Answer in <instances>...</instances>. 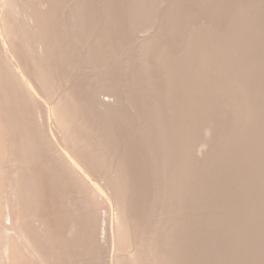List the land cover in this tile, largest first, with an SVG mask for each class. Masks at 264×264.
Listing matches in <instances>:
<instances>
[{
    "label": "bare ground",
    "instance_id": "obj_1",
    "mask_svg": "<svg viewBox=\"0 0 264 264\" xmlns=\"http://www.w3.org/2000/svg\"><path fill=\"white\" fill-rule=\"evenodd\" d=\"M132 1H130V2H132ZM156 1L157 0H149V1L140 0L138 2V0H134L135 3L133 2L134 4L129 5L130 8L132 7L131 10L129 8V10L131 12L133 7L136 8L135 4L137 2H138L137 6H140L138 4H142V6H141L142 9H138V11H136L134 9L135 10L134 13L138 12L137 15L142 13L141 15H139L141 18L139 16H137L138 18H137V20H135V18L133 17V19L136 22H133V24H132V21H134V20L131 19L132 21L129 24V25H131V27H129L126 30L129 32L126 33V31H125V34L129 33L130 35H127L126 38L124 37V40L119 38L120 39L119 42H117L113 46V44L111 43V34L115 30L112 28L114 26V23L113 24L111 23L112 27H111L110 23H108V20L110 18H109V12H108L106 5H105V7L104 6L103 7H104V9L106 8L105 10L107 11L108 15H105L103 12H102L103 14L100 12L101 14L99 13V15H98L96 9L94 8V6H96V5H94L93 0H0V264H176V262L179 260L178 259L175 260L173 258L174 257L173 254L178 252L177 254L182 255L181 257H184V254L186 256V252H184V254H181V252L179 253V251L183 250V248H185V246H180L179 243L177 244L176 239L178 237H180V238L183 237V239L185 240V238H186L185 235H187V237H189V236L191 237L192 236L191 234L194 233L193 231H195V230L192 229V233L191 234L188 233V230L191 227H193L192 222H191L192 219H191V221L186 220V219H189L190 216L188 218H186L187 215H189V214H186V217H185L186 219H183V222H186V223H188V221L191 222V224H189L191 226L190 228L188 227V225H185V224L183 225V226H187L189 228L186 230L187 233L189 234V236H188V234H186V231H184V229H182V225H181L182 224L181 218L184 215L179 217L181 219V222L179 221L178 218H176V214L178 211L177 207H179V205L177 206L178 198H180L182 194L186 193L185 189L179 188V186L177 184V178H178V176H180L184 180V178L186 177L187 172L185 171V167H186V161L188 160L187 157L189 156V154L193 155L192 159L195 157V159H194V161H195L197 157H198L197 158V160H198L202 156V154L200 152H203V150L206 151V149L210 150V147L213 148L211 146V145H213V144H211L212 141L209 143H206L205 138H208L207 137L208 135L209 136L213 135L214 130L219 128L215 125L216 123L213 122V121L217 122V120H215L216 119L215 117L221 116L218 114H220L223 111H224L223 113H225V112L228 113L229 110H227V111H225V110L233 107V101H232L233 98L232 97L235 96L238 98L239 96H241L240 94H244L245 92H242V91L243 90L245 91V89H244L245 87L242 88L243 90L241 89L242 91L239 88L238 91L240 90L239 91L240 93L239 92L237 93V91H236L237 89H235L237 85L239 86V84H237L238 82H236L237 80H239L237 78V79H235L236 86L235 85H234L235 87H233V85L231 86L232 90L234 88V91H236L237 95L232 94V92H231L232 90L230 91V89H228L229 91L226 92V94H224V92L227 90L226 87L224 88V86L222 85L223 89L225 90L224 91L223 89H221L222 88L221 84L218 81H216L217 77L213 76L216 78V80L214 78V80L216 81V84H215V81L213 80V82H212L210 77H209L212 74L213 75L219 74V73L211 72V70L217 69L214 67L216 62H217L216 67L221 65L218 63V61L216 59H218L219 61H222V64L224 62L228 61L227 60L228 57L225 59V58H223L224 55H223V57L220 55L221 52L226 51V50H224L225 44H223V42L225 43V41L223 39H225V40L227 39L229 44L233 43V42L229 41V39L231 37H233L232 34L230 35L231 37L229 39L227 37H224V38L221 37L225 31V30H223L224 28L223 29L220 28L221 27L220 25H217L216 22H213V23H216V25H217L216 27L220 26L219 28L221 30L219 29V31L222 32V30H223L222 34L218 32V29H217V31H215V32L220 34L219 37H221V38H219L217 36V33L214 32L213 28H212L213 32H212V30L209 29L211 34L212 33H214V35L216 34L215 36H217L219 38V42L221 41L220 39H222V41H223L222 45L224 48L222 49L221 44H219V45L223 51H221L220 48H217L214 46V45H217L218 43H216L217 38L213 34H212V36L210 34V36L213 37L212 39H214V38L216 39V40H212V42L215 41V44L213 46H209L211 44L210 40H209L210 42L208 41V43H210V44L207 45L208 43H206L207 42L206 40H203L201 38H198V40H195L196 37H198V36L201 37V35L194 36L195 34L192 33L194 37L192 35H191L192 37H190V35L188 36L189 40L186 41V42H188V44L184 45L186 47L183 46L182 49L177 47V48H179V50L181 49V51H183V52H184L185 48L187 49V50H185V53H183V55H181L182 53L181 54L179 53L181 55V57H183V58H179V59L175 58L176 60H172L173 59V57H172L171 59L164 58L162 60V62L158 61L159 59H157V61H156L158 66H159L158 62L160 64L162 63V65H163V68H160L162 71V74L160 73V76L162 75L161 76L162 80L160 83H162V82L165 83L166 87L163 86V83L161 84V86H163L166 89V91L162 89L163 91L162 90L161 91L163 94L161 93V94L157 95L155 93V92H157L155 89H157L159 86V84L156 85L157 82L159 83V81H160L159 79H158L159 81H157L155 79V81H157V82H156V84H153V85H155V88H153L155 91L151 90L152 87H150L148 89L147 84H149V83L151 84L153 82L155 83V81H153L151 79V76H150L148 78H150L149 80H151L152 82L149 81V83H146V81H145V85H146L145 86L144 81H143L145 79L142 78L143 77L142 75H144V73H143L144 69H147V68L150 69L149 68L150 66L147 64H149L150 58L152 56H150V58H148L149 55H147V57H146L145 56L146 51L144 54L141 53V52H144L143 47H142L143 51L141 50L140 53L143 54V56H145L146 58L143 57L142 55H140L139 53H137L136 55H139V60H138L137 56L135 55L137 50L134 51L132 49L133 48L140 49L142 44L145 41L149 42L150 38L152 36H154L155 34L156 35L162 34L160 32L157 34V32H156L157 30H154L155 33L154 34L152 33L153 35L150 34L153 31V29H152L153 26H155L157 24L155 22L158 21L155 18L158 17L157 19H159V17H160L159 20L161 23L163 21V20H161L162 16H158V14L155 12V14H157L155 16H157V17L152 18L153 16L151 17L149 15L151 17L150 21H151V19L152 20L155 19L156 20L155 22H147L146 23V21H145L146 17H148V14H149L148 11L151 9L150 7L153 8ZM172 1L174 3V0H172ZM247 1H249V0H247ZM114 2H115V0L113 1V3ZM165 2H167V0H165ZM175 2H176V0H175ZM187 2H188V0H187ZM197 2H198V0H197ZM210 2L211 1H209V3ZM232 2H233V0H232ZM245 2H246V0H245ZM101 3H102V1H101ZM111 3H112V1H111ZM173 3L171 5H174ZM193 3L195 4V2H193ZM218 3H219V0H218ZM256 3H259V1H257ZM143 4H144V6H143ZM176 4H179V2H176ZM188 4H190V3H188ZM194 4H193V6H194ZM252 4L254 5L255 3L253 2ZM252 4H251L252 7L249 6L250 8H253ZM223 5H226V4H223ZM232 5H233V3H232ZM258 5L259 4H257V6ZM263 5H264V3H263ZM100 6L102 7L101 4H100ZM124 6H125V4H124ZM124 6H122V7H124ZM145 6L147 8H145ZM165 6H166V4L163 5L162 7H165ZM168 6H170V5L167 4L166 7L168 8ZM228 6H231V5H228ZM98 7L96 6L97 10L99 9ZM180 7H182V5ZM195 7H196V4H195ZM195 7L193 9H196ZM198 7H200V6H198ZM211 7H212V5H211ZM155 8H157V11L159 13V11H160L159 7L155 6ZM202 8L203 7H201V9ZM205 8H207V7H205ZM261 8L263 9V6ZM112 9H113V7H112ZM220 9H221V7H220ZM153 10H154V8H153ZM210 10H211V8H210ZM255 10H257V9H255ZM154 11H156V10H154ZM162 11H164V10H162ZM183 11L185 12L186 10H183ZM191 11H194V10H191ZM195 11H197V10H195ZM233 11L235 13V10H233ZM130 12L128 11V13H130ZM170 12L171 11H169L167 13V15ZM172 12L175 13L174 11H172ZM213 12L216 13V11H213ZM221 12H224V9H223V11L221 10ZM231 12H232V10H231ZM111 13H113V12H111ZM146 13H147V15H145ZM160 13L163 14V19H164L165 13L161 12V11H160ZM190 13L191 12H189L188 15L186 13H184V14H186L189 17ZM220 13H219L218 17H220ZM226 13H228V12H226ZM226 13H225V15L227 16L229 13L228 14H226ZM234 13L232 12V16H231V14H230V16L233 17V15H236ZM171 14L172 13H170V16H171ZM184 14H183V17H184ZM192 14H193V12H192ZM194 14H196V13H194ZM263 14H262V16H263ZM101 15H105V16H101ZM173 15L171 16V18L172 17L176 18L175 17L176 15L175 14H173ZM197 15H199V14H197ZM204 15H206V14H204ZM221 15L223 17L224 13H222ZM237 15H238V13H237ZM240 15L245 16L246 14H244V15L239 14V16H237V17H239V21H242V19L240 20V17H241ZM247 15L249 18L250 17L249 14H247ZM250 15H251V13H250ZM106 16H107V18H106ZM187 16L184 18H187ZM257 16H258V14H257ZM205 17L207 18V16H205ZM208 17H209V15H208ZM216 17H217V14H216ZM216 17H214V18H216ZM251 17H252V15H251ZM139 18H140V20L138 21ZM174 18H172V20H174ZM184 18L182 20L180 18V20L183 21ZM169 19H170V17H169ZM169 19L167 18V20H169ZM192 19H194V18H192ZM203 19L206 20L205 18H203ZM210 19H213V18L210 17ZM234 19H235V17L233 18V21H232V19H230V20L234 23L235 22L239 23L238 20H234ZM244 19H245V17H244ZM115 20H113V21H115ZM128 20H125V21H128ZM177 20H179L178 17H177ZM177 20L175 19L176 22H178ZM246 20L247 19H245V21ZM248 20L246 21V24H248L247 22H249V24H250L251 19L249 21ZM144 21H145V23H144ZM175 21H172L173 23L171 25H169V23L167 21H166L167 24L165 22H163V24L166 26L168 25V29H169V26H171V29H173L172 26L174 25V23H175V25L178 23H182V24L184 23L181 21L176 23ZM194 21H197V20H194ZM245 21H243L244 24H245ZM257 21H258V18H257ZM218 23L222 24V22H219V21H218ZM191 24L194 25L193 22ZM198 24H199V22H198ZM262 24H264V23H262ZM161 25H162V23L160 25H158L156 27V29H158L159 26H161ZM186 25H187V21H186ZM202 25H204V24H202V23L200 25L195 24L194 26H196V28L194 26L192 27L190 25L192 28L191 29L189 28V30H187L188 27L185 26L186 29H184V30H187L188 32H190V30H191V32L195 33V29H196V32L198 31V33H200L201 28H199V27L200 26L203 27ZM236 25L238 26V24H236ZM251 25H254V24H251ZM166 26H164V27H166ZM178 26L176 25V27H178ZM197 26H199L198 28L200 29V31L197 28ZM205 26L206 25H204V27ZM231 26L234 27V25H231ZM241 26H242V23H241ZM243 26H245V28L247 27L246 25H243ZM261 26H263V25H261ZM182 27L184 28V26H182ZM204 27H203V31H205ZM209 27H211V26H209ZM213 27H214V25H213ZM248 27H250V26H248ZM180 28H178V29H180ZM234 28H231L232 30L231 29H229V30L233 31ZM237 28L238 27L235 28L236 32L234 31L235 32L234 35H236V33H237ZM252 28H254V27H252ZM118 29L119 28H117V30ZM178 29H177V32L180 34L182 31L180 32V31H178ZM205 29H208V28L205 27ZM246 29H249V28H246ZM123 30H122V34L124 32ZM158 30H160V28ZM160 31L162 32V30H160ZM165 32H166V30H165ZM168 32H166L167 37H169L167 35ZM188 32L186 34H188ZM205 32L208 33V31H205ZM253 32L254 31H252L251 34ZM178 33L176 34L177 36L179 35ZM209 33L206 34V36L207 35L209 36ZM114 34L115 33H113V35ZM168 34H170V33H168ZM173 34H174V32H173ZM201 34L205 35L204 32ZM224 34L228 35L226 33H224ZM251 34H250V36H251ZM156 35L154 36V38L156 37ZM196 35H197V33H196ZM237 35H238V33H237ZM116 36H118V35H116ZM123 36H125V35L123 34ZM123 36H121V37H123ZM166 36H164L165 38L162 36L161 37H162V39L168 40V38ZM170 36H171V34H170ZM172 36H175V35H172ZM172 36H171V38L170 37L169 38L170 39L175 38ZM132 37H133V40H132L133 42H131V44L132 43L133 44L131 46V44H129V42H128V44L130 45V46L129 45L128 46L130 48L133 47V48H131V49L129 48V49L133 51L134 56L132 55V56H128L129 58H126L127 57V56H125L126 53H127V55H131L130 51H128L129 49L126 48L127 47L126 43H127V40H129V38H132ZM158 37H160V36H158ZM158 37H156V38L161 39ZM156 38L154 40H156ZM177 38L178 37H176V39ZM186 38L187 37L185 36V39ZM153 39H151V40H153ZM200 39L203 41H206V42H204V45H203V43H201L203 41H199ZM239 39H240V37H239ZM239 39H237V40H239ZM112 40L114 41V39H112ZM166 40L164 42L165 43L167 42V44H168L169 40L168 41H166ZM153 41H152V43H153ZM156 41H157L156 43L159 42V40H156ZM183 41H182V43H183ZM240 41H241V39H240ZM261 41H262V39H261ZM160 42L162 44L163 41H160ZM186 42H184V44H186ZM196 42H199V43H196ZM149 43H151V42H149ZM178 43H179V41H178ZM182 43L180 42V45H182ZM237 43L232 44V45H234V44L236 45V48L234 46L235 49L239 48ZM241 43H243V42H241ZM161 44H159V45H161ZM167 44H165V45H167ZM227 44H226V47L229 46L227 48V50H229L230 47H232V46H230L229 44L227 45ZM115 45H117V47H115ZM241 45L242 44H240V46ZM114 47H115V49H114ZM149 47H151V46H149ZM152 47H153L152 49H154V46H152ZM161 47H163V46L161 45ZM167 47L168 46H166V47L164 46L163 49L167 48ZM155 48H156V46H155ZM177 48H176V50H175V48L173 50L177 51ZM234 48L232 47L230 49L231 51L229 50L230 52L227 51V53L228 52L232 53V50ZM157 49H159V48H157ZM157 49L156 50L154 49L152 53H155V52L158 53L160 50L157 52ZM168 49H171V48L168 47ZM116 50H118V51L116 52ZM147 50H149V49H147ZM235 51H236V53L239 52L237 50H235ZM128 52H129V54H128ZM148 52L149 51H147V54L151 55V53H148ZM161 52L162 51H160V53ZM233 52H234V50H233ZM165 53H166V51L164 52V54ZM236 53H234V55ZM248 53H246V54H248ZM117 54H120V55L117 56ZM161 54H160L161 56H164L163 53H161ZM179 54H177V55H179ZM222 54H224V52ZM156 55L157 54H153L154 57ZM234 55H230L229 57L234 56ZM140 56H142L144 59H140L141 58ZM212 56H213V58H212ZM241 56L243 57V55H241ZM132 57H135V58H132ZM217 57H219V58L222 57V58H220L221 59L220 60ZM130 58L135 59V61L137 60V62L133 61L135 71H130V74L128 72V76H127V74L124 75L125 73L124 74L123 73H120V74L117 73L116 70L121 69L122 66H123L122 68L124 69L125 64L126 65H127V63L129 65L132 64L131 63L132 61L130 60ZM156 58H154V59H156ZM169 58H170V56H169ZM231 58H228V59H231ZM152 61H153V59H152ZM229 61L234 63L235 60H229ZM245 61H248V60H245ZM156 62H155V65H154V63H152L153 67L156 66ZM211 62H213V63H211ZM210 63L213 65L214 69L210 68V66H209ZM235 63L236 64H234L233 67H235L237 69V67H238V66H236L237 62H235ZM142 64L147 65V68H144V66ZM225 64H227V62ZM225 64H224V67L226 66ZM207 65L209 67H206ZM244 65H242V67ZM250 65H252V64H250ZM250 65L248 67H250ZM131 66H129V68ZM254 66L255 65H252L251 67H253L255 70H257L256 66L255 67ZM134 67H132V70ZM153 67L151 68V70L154 71L155 67H154V69H153ZM126 68H128V67H126ZM207 68H208V70L211 69L209 71L210 74L212 73L211 75H207V72H208ZM225 68H224L225 70H228V68L230 69L229 66H228V68L227 67H225ZM239 68H241V67H239ZM244 68L246 69L247 66ZM160 69H159V71H160ZM218 69H219V71H221L220 70L221 68H218ZM245 69H243L244 71L242 70L243 73L245 72ZM247 69L250 71V68H247ZM225 70H222L223 72H221V76ZM237 70H239V69H237ZM133 72L136 73V76H135V73H134V76H132ZM155 72H158V71H155ZM229 72L233 73V71H229ZM229 72H226V73H228V75H229ZM226 73H224L223 75H225L227 78H229L226 75ZM249 73L250 72H248V74ZM251 73H253V72H251ZM251 73L249 74V75H251V77L246 72L244 73V75L246 74V77L248 75V77L253 78L256 81L255 78L258 79L259 77L254 78V76L252 77ZM147 74H149V73L147 72ZM238 74L241 75L242 72L235 73V75H236L235 77H239L240 75H238ZM257 74L259 76L260 73L257 72ZM129 75H131L132 77H129ZM160 76L157 73V75L155 74V76L152 75V78H154V77L159 78ZM217 76H219V75H217ZM230 76L232 77L233 75H231V73H230ZM243 77H245V76H243ZM248 77L245 78L246 82H247V80H248V82L251 80ZM135 78H136V81L133 80ZM137 78H139V79H137ZM141 78L143 80H141ZM223 78H224V76H223ZM239 78L241 80L242 77H239ZM229 79H227L228 82H231L232 80L230 79L231 81H229ZM253 79L251 80L252 84H255V83H253V81H254ZM221 80H223V84H225L224 83L225 79H221ZM221 80L219 79V81H221ZM245 80H242L241 84H244ZM142 81H143V83H142ZM243 81H244V83H243ZM259 81H260V79H259ZM211 82L213 83L214 86L212 85ZM248 82L246 83L247 85H248ZM210 83H211V86H210ZM217 83L220 84V85L218 84L221 87V88H219L220 91L223 90L222 91L223 94L217 93L218 96H221L219 100H218L219 97L215 96L217 99V103L216 102H214L215 104L211 103L212 100L208 101L207 99H206L207 101L203 100V99L199 100L202 97L197 99L196 96H198V94H197L198 92H201L203 88H207L209 86L211 88L213 87L212 89H217L219 87V86L218 87L215 86V85H217ZM226 83H227V81H226ZM232 83L235 84L234 81H232ZM150 84H149V86L152 85V84L151 85ZM227 84H225V86H227ZM231 84H228V85L230 86ZM241 84H240V86H241ZM249 84H251V82ZM256 84H257V81H256ZM260 84H261V82H260ZM260 84H258V85H260ZM243 86H246V85L244 84V85H242V87ZM247 88H246V91H247L246 93L248 94V92H250V91H249V88H248V90H247ZM262 88H263V86H262ZM159 89H158V91H159ZM212 89H210V91H214ZM255 90H252V91L254 92ZM215 91L211 92L212 93V94H210L211 96L208 95L209 98L212 97L210 99H214L213 101L216 100L213 96V93H215ZM234 91H233V93H234ZM256 91H258V89ZM256 91L254 93L257 94ZM260 91H262V90H260ZM253 92H250L251 94L250 93L249 94L254 95V94H252ZM160 95H162L164 97L165 100L162 101L164 103H162V102L160 103V101L163 99V97H161ZM199 95H200V93H199ZM205 96L206 95H204V99L206 98ZM242 96H244V95H242ZM247 96H249V95H247ZM258 96L261 97L260 99H262V97H263L262 95L261 96L258 95ZM158 97L159 98L161 97L162 99H158ZM237 98H235V100L236 101L238 100L237 102L239 103V105L242 106L245 103L246 104L250 103L253 100V98H257V96L253 97L252 100H251V97H249L250 102H245V103L242 102L243 104H241L239 102L240 101L239 99H241V98L240 97H239V99H237ZM244 99L247 101L248 97L247 98L243 97L241 99V101L242 100L245 101ZM158 100H160V101H158ZM254 101L257 102V100H255V99H254ZM261 101H263V100H261ZM261 101H259V102H261ZM206 102H208V103H206ZM209 103L211 105H208ZM238 103H234V104H238ZM212 104H214V108H212L213 110H215V108H216L215 105L218 107V110L216 109L217 111L215 110L214 112H216V113L220 112V113L216 114L213 112L215 119L213 120V115H211L212 119L209 120L210 116L207 113H211L210 109H211V107H213ZM250 104L253 105L254 103H250ZM250 104H248V106H250ZM255 105L256 104H254V106ZM259 105L257 102V105H256L257 107L255 106V108H254V107L250 106V108H254V109L257 108L258 109L255 111V114L258 116H260V114L262 115L261 112H264L263 108H262V111H260ZM196 106H197V108H196ZM209 106H210L209 112H206V110H207L206 107H209ZM242 107L245 108V107H247V105L246 106L243 105ZM241 108H239L240 110L239 109H237V110H239L241 112V110L244 109V108H242V109ZM247 108L248 109H245V111L242 110V112H245V114L241 112V115H239L240 118H241L242 114L248 116V113L251 114V112L254 111V110L250 109L249 107H247ZM195 109H198V111L196 110L197 114L194 111ZM230 111H232V110L230 109ZM240 112L238 114H240ZM256 112H258L260 114H258ZM227 113H225V114H227ZM215 114L218 116H215ZM232 115H233V113H232ZM235 115L236 114H234L233 116H235ZM224 116H227V115H222L220 119H222V117H224ZM228 116L231 117L230 114H228ZM254 116L255 115L251 114V117L253 120H255L254 118H256V119L260 118L258 116H256V117H254ZM248 117H250V116H248ZM231 118H233V120ZM231 118L230 119L232 121L235 120V117H231ZM240 118H239L240 121L243 120ZM262 118H263L262 120H264V117H262ZM211 120H213V121H211ZM225 120L227 122L228 119L225 118ZM231 120H230V122H232ZM253 120H252V122L254 124L255 121H253ZM240 121L238 122V120H237V122L241 123V124H243L245 122V121H242V122H240ZM247 121L245 123H247ZM250 121H251V119L248 122L250 123ZM219 122L217 125H219L220 127L224 126L223 124H219ZM221 122H223V120ZM237 122L235 121V123H237ZM211 123H214V124H211ZM227 123L225 124V128H226L225 130L229 131L230 128L232 130L233 128L232 127L229 128ZM235 123H232L233 127L236 126V125H234ZM256 124H257V122L254 124L256 126L255 129H257V128H258V130L260 129L259 133H260V131H263V130H261L262 129L261 125L259 126V124H257V125ZM213 125H215L216 128H214ZM238 125H237V127L239 128ZM244 125H246V124H244ZM211 128L214 129V130H212L213 132L211 131ZM227 128H229V129H227ZM251 128L253 131L254 128L250 127V129ZM234 129H233V131H234ZM255 129H254V131L258 132ZM221 130H224L223 127H222V129H220L219 133L222 132ZM231 130H230V132H231ZM209 131H211V134L209 133ZM238 131L235 130L233 133L239 134L238 135L239 138L242 135H243V138L245 137V135H246V137L249 138V136H247V133L244 132L245 129L243 130L245 135L244 134L241 135V133L240 132L238 133ZM219 133H218V136L220 138H223V136L225 137V135H222V137H221V134L219 135ZM262 133H260V135ZM232 134H231V136H232ZM237 134H236V136H237ZM254 135L256 136V133H254ZM218 136L215 134H214V136H212L214 138V139L212 138L213 141L215 140L214 142L219 141L218 139L215 138ZM231 136L229 135V137H228L230 139V141H229V139L225 138L226 142H228V143L230 142L229 144L227 143V145H229V146L231 145V141L234 142L233 140H235V139L231 140L232 137L233 138L236 137L235 135H233L232 137ZM261 137L263 138L264 136L262 135ZM253 138H255V137L252 136V139ZM244 139L245 140H243L242 137L239 140L237 139L236 145H238V143H240L241 141H246V138H244ZM263 139H261V140H263ZM253 140H257L256 143L261 142V143L257 144V145H260V146H257L258 151L261 150L262 148H264V146L262 147V145H264V142L262 143V141L259 140L258 136H257V138H255ZM224 141H223V143H224ZM248 141H252L251 138ZM252 142H251V144H252ZM234 143H236V142H234ZM256 143L254 142V145ZM242 144H240V146L245 145V143H242ZM217 145L219 146V147L217 146L218 148L224 149V146L221 147L222 145L221 146H220V144H217ZM208 146H209V148H208ZM213 146L215 147V143ZM242 146H241V148H243ZM230 147H229V149H232V147L231 148ZM258 147H260V148L258 149ZM218 148L214 149L213 153L216 152L215 156L213 157L211 155L213 159L211 157H209L210 155L207 156V157L211 158V159H209V160H211L210 162H213L214 159L216 158V156L219 157V155H217L218 152L220 154V151H218L219 150ZM223 149H220V150H223ZM227 149H228V146H227ZM236 149L234 148L235 152L237 151L239 153L240 151H242V152H244L243 155H245V152H247L246 155H248V157L245 158L246 157V155H245L244 159H248L249 162L248 161L244 162L243 160H238V159H243V157H242L243 155H241L240 158L236 157L237 161L235 160L236 158L233 159V161H236L237 164L239 163V161L246 163V165L248 163H250V161H251L250 152H248V150H246L245 148H243L241 150H239L240 148L238 150H236ZM228 150H227V152H228ZM243 150H245V151H243ZM211 151H213V150L211 149ZM232 151L229 154L233 153ZM252 151L254 152V149ZM206 153H209V151L208 152L206 151ZM236 153H234L233 155H236ZM238 153L236 156L239 155ZM256 153L260 156V154H259L260 151H259V153L258 152H256ZM261 153L264 154V151L262 152V150H261ZM199 154H201V156H199ZM254 154H255V152H254ZM263 154H261L260 157H262ZM203 155H205V154L203 153ZM233 155L231 157H235ZM252 156H253V154H252ZM218 157H217V161L220 159V158L218 159ZM220 157H223V156H220ZM225 157H227V155ZM257 157H256V159L258 160L259 158H257ZM263 157H264V155H263ZM253 158L254 159H252V160H254L255 164H256L258 161L255 160V157H253ZM142 159H145V160H142ZM202 159H204V158L201 157L199 162L197 161V163H200V161L202 162L203 161ZM206 159L207 160H205V162L207 163L208 158H206ZM262 160H263V158L261 159V162L260 161L259 162L263 163ZM217 161H216V163H217ZM210 162H208V163H210ZM222 162H224L223 159H222ZM229 162L230 161H228V163L224 162L225 164L223 163L224 166H222V169H223V167L226 166V169L224 168L223 171L221 170L223 172V174H224V172L226 174L229 173L228 171H225V170L229 169V168L227 169L228 166H231L230 168H232V164L228 165ZM236 162H235V165H236ZM208 163L205 165L206 167H207ZM226 163L228 166L226 165ZM243 164L241 163V165H243ZM250 164H248V165H250ZM252 164H254V162ZM193 165H195V164H193ZM239 165H237V166L239 167ZM256 165H258V164H256ZM133 166H135V167H133ZM237 166L234 167V168H236V170H237ZM192 167L195 169V167L191 165V169H193ZM199 167H203V166H199ZM199 167H197V169H200ZM216 167H218V166L216 165ZM251 167H253V165ZM132 168H136L137 171H139V168H141L140 172H142L143 169L146 171L149 170L150 173L145 172V175H143L144 172H142L143 174L142 173L139 174L136 172V170L134 172L133 171L134 169L132 170ZM208 168H209V166H208ZM215 168L212 170L216 171L217 169H215ZM234 168H232V170L230 169L231 170L230 173L231 174L234 173L235 177L232 176L233 174L232 175L230 174L231 175L230 178L233 177L236 179V177H238V176L235 175L236 170H234ZM240 168L241 167H239V169ZM243 169L245 170V168L243 167L242 170H240V171L244 175L245 171ZM193 170L191 172L192 176L196 171L195 170L193 172ZM200 170H202V168ZM205 170H206V168H205ZM205 170H203L204 174H202V175L208 176L207 174L205 175V173H206ZM233 170L235 172H233ZM208 171H209L210 175L213 173V171H211L212 173L210 172V170H208ZM208 171H207V173H208ZM240 171L238 170V172H240ZM250 171H252V173L255 171L254 173H256V168H254V170H250ZM218 172H220V169L218 170ZM238 172H237V174L239 175L240 173H238ZM247 172H248V174L251 173V172L249 173V170H247ZM257 172H258V170H257ZM200 173H203V172L202 171L197 172V174H200ZM254 173H253V176L256 175ZM259 173L263 174V172H259ZM215 174L212 176V177H214L213 179L214 180H218V179L220 180L219 176H217L219 178L215 179ZM202 175H201V178H204V177H202ZM216 175H219V174H216ZM251 175L250 176L248 175V177H250L249 179L247 178L249 183H247L248 181L244 182L245 184H249L250 186L254 184V183L250 184V181L252 182V180H253L255 182V180L253 178H256L258 176L257 175L256 177H253L251 180V177H252ZM241 176H242V174L240 175V177ZM244 176H247V173ZM242 177L239 179L241 180ZM258 177H261V176H258ZM195 178L199 180L198 175H196ZM243 178L245 179V177H243ZM207 179L209 181H213L212 179L210 180L209 177ZM207 179L204 178L203 180L206 181ZM239 179H238V181L240 182ZM208 180L206 181V183L208 182ZM193 181H194L193 184H195V180H193ZM199 181H197V182L199 183ZM238 181H236V183H238ZM191 182H192V179H191ZM258 182H261V180ZM198 183H196L197 185L195 184L196 188L194 187L195 185L193 186V190H195V189L197 190V186H199ZM201 183H202V181H201ZM208 183L214 184L212 182H208ZM218 183L220 184V181ZM226 183H228V182H226ZM257 183H255V184H257ZM211 184L209 185V187L211 186ZM221 184H223V183H221ZM235 184L233 183V187L235 186ZM238 184H236V185H238ZM200 185H203V184H200ZM227 185H229V183ZM227 185L225 184L224 186H227ZM230 185L232 186L231 183H230ZM230 185L228 188H230ZM241 185H242V183H241ZM203 186H207V185L204 184ZM203 186L202 187L199 186V187H201L203 189L206 188ZM221 187H223V186H221ZM233 187H231V188H233ZM201 188H199V190H201ZM214 188H216V187L214 186ZM218 188H220V187L218 186ZM218 188H216V189H218ZM190 189H191V187H190ZM208 190H210V188ZM235 191H236V189H235ZM189 192H190V190H189ZM195 192L196 191H191L190 193H193V195H194ZM197 192H198V196H199V194H200L199 192H201V191H197ZM203 192L205 193L206 191L203 190ZM247 192H248V190H247ZM239 193H240V191H239ZM229 194L231 196V193H229ZM193 195L191 194V197H194ZM224 195H226V193ZM189 196H190V194H189ZM208 196H209V194H208ZM243 197H244V195H243ZM252 197H253V195H252ZM219 198H220V196H219ZM219 198H217V199H219ZM225 198H227V197H225ZM204 199H206V198L204 197ZM220 199H222V198H220ZM231 199H233V198H231ZM195 200L192 201V198H191V200H189L190 201L189 204L191 205V202L194 204ZM238 200H240V199H238ZM248 200H249V198H248ZM213 201H214V199H213ZM215 201H216V199H215ZM221 201L222 200H220V202ZM226 201L227 200H225V202ZM259 201H260V199L258 200V202ZM204 202H206V200H204ZM207 202H209V201H207ZM244 202H245V199H244ZM211 204H209V205H211ZM227 204H228V201H227ZM233 204H235L234 201H233ZM195 205L196 204H194V206ZM213 205H214V202H213L212 206ZM245 205H247V204H245ZM194 206H192V207L194 208ZM205 206L207 207L206 204H205ZM235 206H238V205L235 204ZM263 206H264V204H263ZM189 208H191V206H189ZM193 208H191V209H193ZM203 208H205V207H203ZM212 208H214V207H212ZM216 208H218V207H216ZM221 209H222V207L220 208V211H221ZM236 209H237V207H236ZM239 209H237V211ZM247 213H249V212H247ZM195 214H197L196 211H195ZM215 214H217V213H215ZM200 216L203 217V215H200ZM210 216H214V215L210 214ZM225 216L227 217V215H225ZM223 217L224 216H222L220 218H223ZM220 218H218V219H220ZM242 218H244V217H242ZM227 219H229V218L227 217ZM218 221L220 222V220H218ZM226 221H228V220H226ZM213 222H214V220H213ZM219 222H218V224H219ZM194 223L195 222H193V224ZM197 223H198L197 225L199 226L200 225L199 223H201V222L198 221ZM230 223H232V222H230ZM234 223H232V225ZM241 224H240V227H241ZM194 225L196 226V224H194ZM213 225H215V224H213ZM227 225L229 227V224H227ZM232 225H230V227ZM219 226H220V224H219ZM187 227H185V229ZM208 227H206V228H208ZM259 227L260 226H258V228ZM224 228H226V227H224ZM241 228H243V226ZM258 228H257V231L259 230ZM243 229H246V228H243ZM229 230H227V231H229ZM189 232H191V231L189 230ZM198 232H199V230H198ZM200 232H202V231H200ZM220 232H222V231H220ZM238 232L239 231H237V233ZM261 232H263V231H261ZM211 233H214V231H211ZM249 233H251V232H249ZM193 235H195V234H193ZM196 235H198V233ZM199 235H200V233H199ZM231 235H232V232H231ZM197 237H196V239H197ZM207 237H208V233H207ZM210 237L212 238V236H210ZM255 237H256V235H255ZM213 238H215V237H213ZM191 239H194V238L191 237ZM198 239L200 240V238H198ZM208 239H209V237H208ZM187 240H189V239H187ZM187 240H185V241H187ZM185 241H183V242L185 243ZM226 241L228 242V240H226ZM256 242H258V241H256ZM219 243L216 245H219ZM236 243H238V242H236ZM244 243H246V242H244ZM250 243H249V245H250ZM220 244H222V243H220ZM257 244H256V246H257ZM178 245L180 248H178V251H177ZM213 245L211 244V246H213ZM232 245H233V247L235 246L234 244H232ZM237 245H239V244H237ZM241 246L242 245L240 243V247ZM243 246H245V245H243ZM228 247L229 246H227V248ZM213 248H214V246H213ZM216 248H217V246H216ZM220 248H221V246H220ZM220 248H219V251H220ZM217 249H216V251H217ZM257 249H259V248H257ZM224 250H226V248ZM224 250L222 249V251H220L219 253L223 252ZM238 250H240V248ZM229 251L230 250H228V252ZM245 251H246V249H245ZM247 252H248V250H247ZM190 253H191V251H190ZM190 253L188 254L189 256H190ZM232 253L234 255V252H232ZM242 253H246V252H244L242 249ZM195 254H197V252ZM199 255H197V256L199 257ZM223 255H224V253H223ZM239 255H240V253H239ZM251 255H254V254L252 253ZM194 256L195 255L193 254V257ZM236 256H238V254H236ZM236 256L234 258H236ZM254 256H252V257H254ZM261 256H259V257H261ZM187 258H189V257H187ZM187 258L185 257V259H184V260H186V264H187ZM224 258L226 259L225 256H224ZM224 258L223 259L221 258V259L224 260ZM238 258H239V256H238ZM262 258H264V257H262ZM179 259H181V258H179ZM190 259H191V257L189 258V260ZM250 259H251V257H250ZM259 259H261V258H259ZM217 260H218V258H217ZM217 260H216V262H217ZM248 260L246 259V261H248ZM261 260H263V259H261ZM201 261H202V259H201ZM229 261L230 260H228V262ZM255 261H256V259H255ZM255 261H253V262H255ZM207 262H209V261H207ZM210 262H211V260H210ZM249 262H250V260H249ZM180 263H182V261H180ZM202 263H203V261H202ZM232 263L234 264V262H232ZM188 264H189V262H188ZM192 264H193V261H192ZM251 264H252V262H251Z\"/></svg>",
    "mask_w": 264,
    "mask_h": 264
},
{
    "label": "rangeland",
    "instance_id": "obj_2",
    "mask_svg": "<svg viewBox=\"0 0 264 264\" xmlns=\"http://www.w3.org/2000/svg\"><path fill=\"white\" fill-rule=\"evenodd\" d=\"M94 1V5H96L99 9L97 10V8H96V6H94V8L96 9V11H97V14L99 15V13L101 12H103L105 15H108V13H107V11L104 9V7H105V5H106V7H107V9H108V12H109V20H108V23H110V25H111V27H112V24L114 23V26L112 27L113 29H115L113 32H112V34H111V43L113 44V46H114V44H116L117 42H119V38H121L122 40H124V37L126 38L127 37V35H130L129 33L128 34H125V31L129 28V27H131V25H129L130 23H131V19H133V17L135 18V20H137V16H139V15H141V14H139V15H137L138 14V12H136V13H134L135 12V10L136 11H138V9H142V4H138V5H140V6H137V3L140 1V0H138V2L134 5L136 8H134L133 7V9H132V11L130 12V10H131V8H130V6L129 5H131V4H134L135 2H134V0L132 1V0H115V2L113 3V1L114 0H93ZM101 1H102V3H101ZM111 1H112V3H111ZM130 1H132V2H130ZM144 1H146V0H144ZM147 1H149V0H147ZM159 1V2H158ZM184 1V2H183ZM200 1V2H199ZM209 1H211L210 3H209ZM213 0H198V2H197V0H188V2H187V0L185 1V0H176V2H179V4H176V2H175V0H174V3H173V1L171 0H167V2H165V0H157L156 1V3H155V5L153 6V8H154V10H156V11H154L153 10V8L152 7H150L151 9L148 11L149 12V14H148V17H146V19H145V21H146V23L147 22H155L156 20H158L157 22H155V23H157L155 26H153V31L150 33L151 35H153L155 32H154V30H157L156 32H157V34L160 32V33H162V34H158V35H156V37H158V36H160V37H158V38H161V39H157L156 37V40H159V42L160 41H165L166 39H162V37H164V36H166V32H168L169 30V32L168 33H170L171 34V36L172 35H175V36H172V37H175V38H172V39H170L171 38V36H170V34H168L167 33V35L170 37H167L168 38V40H166V41H168L169 43L167 44V42L165 43H163L162 42V44H161V42L159 43H156L157 41L156 40H154L155 38H154V36H152L151 38H150V41L149 42H151V43H149L148 41V43L145 41L143 44H142V46L140 47V49H137V48H133V47H131V48H133L132 50H137L136 51V53H135V55L137 54V53H139L140 55H142L143 56V54L145 53V51H146V54H145V56L147 57V55H149L148 56V58H150V56H152L151 58L153 59V61H152V59L150 58V61H149V64H147V65H149L150 67V69H148L147 68V65H143L144 66V68H147V69H144V71L146 72H144L143 71V73H144V75H142L143 77V79H145V80H143L142 78H141V80H143L144 81V85H145V81H146V83H149V81H151V80H149L150 78H148V77H150L151 76V79L153 80V81H155V79L157 80V81H159V83L157 82V81H155V83L153 82V83H149L151 86H149V84H147L148 85V89L150 88V87H152L151 88V90H154L153 88H155V85H153V84H156V82H157V84L156 85H158L159 84V86H158V88L157 89H155L157 92H155L157 95L158 94H161L162 93V91L163 90H165L166 91V89L164 88V87H166L165 86V83H163V86H161V84L162 83H160L161 82V80H162V75L160 76V73L162 74V71H161V69L160 68H163V65H162V63L160 64L159 62H158V64H159V66L157 65V59H159L158 61H161L162 62V60L164 59V58H168V59H171L172 57H173V59L172 60H176V59H179V58H183V57H181V55H183V53H185V50H187L186 48L184 49V52L183 51H181V49L183 48V46L184 45H187L188 44V42H186V41H188L189 40V35H190V37H192L193 36V34H195L194 36H198V35H201V37H196V39L195 40H198V38H201V39H203V40H206V41H203V40H199V41H203V42H201V43H203V45H204V42H206V43H208V41L210 40L211 41V44L210 43H208L207 45H209V46H213L214 44H215V41H213L212 42V40H216L215 38L214 39H212L213 37H211L212 36V34L214 35V33H212L211 34V32L209 31V29L210 30H212V28H213V30H214V32L215 31H217V29H218V32L219 33H221L222 34V32H223V30H225L224 31V33H226V34H228V35H225L224 33V35L222 34V36L221 37H227L228 39L231 37L230 35L232 34V36L233 37H231L230 39H229V41L230 42H233V43H237L238 41V43H237V45H238V49H235L236 48V45L234 44V45H232V44H229L228 43V40L226 39H223L224 41H225V43L222 41V39H220L221 41L219 42V38H221V37H219L220 36V34L219 33H217V32H215V33H217V36L219 37H217V36H215L216 38H217V41H216V43H218L217 45H214L215 47H217V48H220V50L221 51H223L222 49L224 48L223 47V45H222V42H223V44H225L224 46H225V48H224V50H226V51H223L224 52V54H222L223 52H221L220 53V55L223 57V55H224V57L223 58H231V59H228L227 58V60L228 61H226L227 62V64H225L226 62H224L223 64H222V61H219L218 59H216L217 61H218V63L219 64H221V65H219V66H217L216 67V65H217V62H216V64L214 65V67L215 68H221L220 70L221 71H219V69L217 70V69H214L213 68V65L211 64V63H213V62H211L210 64L212 65H210L209 64V66H210V68H213L214 70H211V72H215V73H219V74H216V75H213L212 73V75L209 73V71L210 70H208V68H207V70H208V72H207V75H211V76H209L210 77V79H211V81L213 82V80H214V78L215 77H217V80H216V78H215V80L216 81H218L220 84H221V87L219 86L220 84L219 83H217V85H215V86H219L217 89H212L210 86H211V83H210V86L209 87H207V88H203L202 89V91L201 92H198L197 94H198V96H196L197 97V99H199V98H201V99H199V100H208V101H211V103H214V102H216L217 103V99H216V97L215 96H218V94H221L222 93V91L224 90L223 89V86H224V88L226 87V91L224 92V94H226V92H228L229 90L228 89H230V91L232 90V88H231V86L233 85V87H235L236 86V82H238L237 84H239V86H240V84L242 83V80H245V78H247L248 77V75L251 73V72H253V73H251L252 74V77L254 76V78L255 77H259L258 79L257 78H255L256 79V81H257V84H256V81L253 79V78H250L251 77V75H249L250 77H248L249 79H253L254 81H253V83H255V84H252V81L250 80L249 82H248V80H247V82H248V85L251 87H249L246 83V80H245V83H244V81H243V83L249 88V91L250 92H253L252 90H257L258 89V91H256L257 92V94L258 95H262L263 97H262V99H260L261 97H259L256 93H252V94H254V95H250L251 93L250 92H248V94L246 93L247 91H246V86H243L242 87V85H244V84H241V86L239 87L238 85V87L236 86V88L235 89H237L236 91H237V93L242 89V88H244L245 89V91L243 90H241L242 92H245L244 94H240L241 96L242 95H244V96H239L241 99L244 97V98H247L248 97V100L250 99L249 97H251V100H252V98L253 97H256L257 96V98H253V102L251 101L250 102V100L248 101H246L245 99V101H241V99H239V97L237 98V97H232L233 98V107H231L230 109L233 111H230V109H226L225 111H227V110H229L228 111V113L227 112H225V113H227V114H225V113H223V112H217V113H220V114H218V115H227L228 116V114H230L231 115V117H235V120L234 121H232L233 120V118H231L230 116H224V117H222V119H220L221 118V116H219V117H215L214 118V115H213V112L217 109L218 110V107L215 105V110H213L212 108H214V104H212L213 105V107H211V113H207V114H209V120L210 119H212L211 118V115H213V120L215 119V120H217V122L216 121H213V120H211V121H213L214 123H216L215 125L217 126V127H219L220 129H222V127H223V129L224 130H221L222 132L221 133H219V131H220V129L219 128H217V129H212L211 128V131L212 130H214V132H213V135H208L207 137L208 138H205L206 139V143H209V142H211L212 141V143L211 144H213L214 145V143H215V147L213 146V145H211L213 148H211L210 147V150H208V149H206V151L208 152L209 151V153H206V151L205 150H203V152H200L201 154H202V156H201V154H199V156H201V157H203L204 159H202L203 161L201 162L200 161V163H197V161L199 162V160H200V158L197 160V158H196V162L194 161V159H195V157L192 159V157H193V155L191 154H189V156L187 157V161H186V167H185V171L187 172V174H186V177L184 178V180L182 179V177H180V176H178V178H177V184H178V186H179V188H183V189H185V194H182L181 195V197L180 198H178V202H177V206L179 205V207H177V209H178V211H177V214H176V218H178L179 219V221L181 222V219H182V229H184V231H186L187 229H189L191 226L189 225V224H191V222H192V225H193V227H191L189 230L191 231V232H189V230H188V233H192V229H194L195 231H193L194 233H192L191 235V237L192 238H194V239H191V237L189 236V234L187 233V231H186V234H188V236L189 237H187V235H185V240H187V239H189V240H187V241H185L184 239H183V237L182 238H180V237H178L177 239H176V243L178 244H180V246H185V248H183V250H181V251H179V253L181 252V254H184V252H186V256H185V254H184V257H181L182 255H180V254H177L178 252V248H180L179 247V245L177 246V253H175V254H173V258L175 259V260H179V261H177L176 262V264H186V260H184L185 259V257L187 258V257H191V259L189 260V258H187V264H188V262H189V264L191 263L192 264V261H193V264L195 263H197V264H233L232 262H234V264H251V262H252V264H263L264 262V258H262V257H264V206H263V204H264V157H263V153H261V150H262V152L264 151V148H262L264 145H262V149L261 150H259L260 151V153H259V151L257 150V146H260V145H257V144H259V143H261V142H258V143H256L257 142V140H253V139H255V138H257V136L259 137V140H261V139H263L261 136L263 135L264 136V120H262L263 118L262 117H264V112H261L262 113V115L260 114V113H258V112H256V113H258V114H260V116H258V115H256L255 114V111L256 110H258L257 108L256 109H254L255 108V106L257 105V102H258V105L260 106V111H262V108H263V110H264V24H262V23H264L263 21V19H264V5H263V3H264V0H249V1H247L246 0V2H245V0H233V2H232V0H219V3H218V0H214L213 2H212ZM226 3H225V2ZM257 1H259V3H256ZM261 1V2H260ZM117 2V3H116ZM130 2V3H129ZM134 2V3H133ZM174 4V5H171L172 3ZM193 2H195V4H196V7H195V4L193 3ZM207 2V3H206ZM217 2V3H216ZM233 3V5H232V3ZM255 3L254 5L252 4V3ZM96 3V4H95ZM129 3V4H128ZM185 3V4H184ZM188 3H190V4H188ZM198 3V4H197ZM231 3V4H230ZM236 5H235V4ZM262 3V4H261ZM100 4L102 5V7L100 6ZM104 4V5H103ZM124 4H125V6H124ZM166 4V6H167V4L168 5H170V6H168V8L165 6V7H162L163 5H165ZM187 4V5H186ZM193 4H194V6H193ZM210 6H209V5ZM215 6H214V5ZM223 4H226V5H223ZM250 4V5H249ZM251 4L253 5V8H250V7H252L251 6ZM257 4H259L258 6H257ZM128 5V6H127ZM160 5V6H159ZM182 5V7H180V6ZM185 7H184V6ZM211 5H212V7H211ZM218 5V6H217ZM220 5V6H219ZM228 5H231V6H228ZM235 5V6H234ZM120 6V7H119ZM122 6H124V7H122ZM143 6H144V4H143ZM155 6H157V7H159V9H160V11L161 12H164L165 13V17H164V19H163V14H161L160 13V11H159V13H158V11H157V8H155ZM192 6V7H191ZM198 6H200V7H198ZM242 6V7H241ZM247 6V7H246ZM250 6V7H249ZM263 6V9L261 8V7ZM112 7H113V9H112ZM116 7V8H115ZM176 7V8H175ZM184 7V8H183ZM196 8V9H193V8ZM201 7H203L202 9H201ZM205 7H207V8H205ZM211 8V10H210V8ZM215 9H214V8ZM220 7H221V9H220ZM227 7V8H226ZM234 7V8H233ZM249 7V8H248ZM129 8H130V10H129ZM145 8H147L146 6H145ZM189 8V9H188ZM224 9V12H221V10L223 11V9ZM229 8V9H228ZM248 8V9H247ZM259 8V9H258ZM135 9V10H134ZM182 9V10H181ZM188 9V10H187ZM194 10V11H191V10ZM200 9V10H199ZM214 9V10H213ZM255 9H257V10H255ZM262 9V10H261ZM102 10V11H101ZM162 10H164V11H162ZM183 10H186L185 12L183 11ZM195 10H197V11H195ZM203 10V11H202ZM218 10V11H217ZM229 10V11H228ZM231 10H232V12L234 13V11L233 10H235V13L234 14H236V15H233V17H231L232 16V12H231ZM251 10V11H250ZM253 10V11H252ZM261 10V11H260ZM106 11V12H105ZM128 11L130 12V13H128ZM153 11V12H152ZM169 11H171L170 13H172L171 14V16L173 15V14H175L176 16V18H174V17H172V18H174V20H172V18H171V16H170V13L167 15V13L169 12ZM172 11H174L175 13H173ZM200 11V12H199ZM209 11V12H208ZM213 11H216V13L215 12H213ZM244 13H243V12ZM247 11V12H246ZM256 11V12H255ZM263 11V12H262ZM111 12H113V13H111ZM120 12V13H119ZM146 12V11H145ZM155 12L158 14V16H162L161 18V20H163L161 23H162V25L161 26H159V28H160V30H162V32L160 31V30H158V29H156V27L158 26V25H160L161 23H160V17H159V19H157L158 17L157 16H155V15H157V14H155ZM178 12V13H177ZM189 12H191L190 13V15H189V17L187 16L188 14H189ZM192 12H193V14H192ZM203 12V13H202ZM206 12V13H205ZM208 12V13H207ZM213 12V13H212ZM221 12V13H220ZM226 12H228V13H226ZM238 13V15H237V13ZM241 12V13H240ZM254 12V13H253ZM258 12V13H257ZM100 13V14H101ZM102 13V14H103ZM119 13V14H118ZM122 13V14H121ZM184 13H186V14H184ZM194 13H196V14H194ZM219 13H220V17H218L219 16ZM222 13H224V16L222 17ZM225 13L226 14H228L227 16L225 15ZM250 13H251V15H252V17H251V15H250ZM115 14V15H114ZM134 14V15H133ZM136 14V15H135ZM178 14V15H177ZM182 14V15H181ZM183 14H184V17H186L187 16V18H184L183 17ZM192 14V15H191ZM197 14H199V15H197ZM204 14H206V15H203ZM216 14H217V17H216ZM230 14H231V16H230ZM239 14H246L245 16H241L240 17V20L242 19V21H239V17H237V16H239ZM247 14H249V18L251 19V21H250V24H249V22H247L248 24H246V21L249 19L248 18V15ZM254 14V15H253ZM256 14V15H255ZM257 14H258V16H257ZM262 14H263V16H262ZM105 15H101V16H105ZM145 15H147V13L145 14ZM144 15V16H145ZM152 17V18H154V17H157V18H155V19H151V21H150V16ZM167 15V16H166ZM197 15V16H196ZM202 15V16H201ZM208 15H209V17H208ZM214 15V16H213ZM111 16V17H110ZM115 16V17H114ZM170 17V19H169V17ZM174 16V15H173ZM196 16V17H195ZM200 16V17H199ZM205 16H207V18L205 17ZM213 16V17H212ZM231 18H230V17ZM257 16V17H256ZM140 17V16H139ZM177 17L179 18V20H177ZM184 18V20L183 21H181L183 18ZM198 17V18H197ZM210 17L211 18H213V19H210ZM214 17H216V18H214ZM227 17V18H226ZM235 17V19L234 20H238L239 21V23L238 22H232L233 21V18ZM244 17H245V19H247L246 21H245V19H244ZM254 17V18H253ZM106 18H107V16H106ZM112 18V19H111ZM130 20H128V19ZM141 18V17H140ZM140 18L138 19V21L140 20ZM149 20H148V19ZM166 18V19H165ZM167 18L169 19V20H167ZM180 18H181V20H180ZM192 18H194V19H192ZM197 18V19H196ZM203 18H205L206 20H204ZM209 18V19H208ZM220 18V19H219ZM232 19V21L230 20V19ZM237 18V19H236ZM257 18H258V21H257ZM116 19V20H115ZM175 19L178 21V22H184L183 24L182 23H178V22H176L175 21ZM193 21H192V20ZM201 21H199V20ZM226 21H225V20ZM249 19V20H250ZM261 19V20H260ZM113 20H115V21H113ZM119 20V21H118ZM125 20H128V21H125ZM134 20V19H133ZM132 21V24H133V22H136V21ZM148 20V21H147ZM165 20V21H164ZM175 21L176 23H178V24H176L178 27H176V25H175V23H174V25L172 26L173 27V29H171V26H169V29H168V25L166 26V25H164L163 24V22H165L166 23V21L169 23V25H171L173 22L172 21ZM187 21V25H186V21ZM191 20V21H190ZM194 20H197V21H194ZM216 20V21H215ZM228 20V21H227ZM248 20V21H249ZM145 21H144V23H145ZM170 21V22H169ZM209 21V22H208ZM218 21L219 22H222V24L221 23H218ZM243 21H245V24L243 23ZM254 23H253V22ZM262 23H261V22ZM118 22V23H117ZM128 22V23H127ZM190 22V23H189ZM193 22V24L195 25V24H197V25H200L201 23L202 24H204V25H206L205 27H207L208 29H205V27H204V25H202L203 27H204V30L205 31H208V33H209V36L207 35L206 36V34H208V33H206L205 31H203V27H199V26H197V28L199 27V28H201V31H200V29H199V31H200V33H198V31L196 32V29H195V33L194 32H191V30H190V32H188L187 30H189V28L191 29L194 25H192L191 23ZM196 22V23H195ZM198 22H199V24H198ZM209 24H208V23ZM213 22H216L217 23V25H220V26H218V27H216L217 25H216V23H213ZM232 22V23H231ZM112 23V24H111ZM213 23V24H212ZM241 23H242V26L243 25H246L247 27L246 28H249V29H246L245 28V26H241ZM260 23V24H259ZM117 24V25H116ZM167 24V23H166ZM192 26H190V25ZM208 24V25H207ZM211 24V25H210ZM236 24H238V26L236 25ZM251 24H254V25H251ZM189 25V26H188ZM213 25H214V27H213ZM225 27H224V26ZM231 25H234V27L236 28V27H240L239 29L237 28V33H238V35H237V33H236V35H234V33L236 32L235 31V28L233 27V26H231ZM261 25H263V26H261ZM164 26H166V27H164ZM182 26H184V28L182 27ZM188 27L187 28V30H184V29H186V27ZM209 26H211V27H209ZM223 26V27H222ZM230 26V27H229ZM248 26H250V27H248ZM162 27V28H161ZM164 27V28H163ZM178 28H180V29H178V31H182L180 34L177 32V29ZM195 28H196V26H194ZM224 28L223 30H222V32L221 31H219V29L220 28ZM252 27H254V28H252ZM117 28H119L118 30H117ZM183 28V29H182ZM231 28H234V30L233 31H231L232 29ZM124 29V30H123ZM194 29V28H193ZM229 29H231V30H229ZM244 29V30H243ZM252 29V30H251ZM255 29V30H254ZM122 30L124 31L123 32V34L125 35V36H123V34H122ZM165 30H166V32H165ZM213 30H212V32H213ZM221 30V29H220ZM247 30V31H246ZM251 30V31H250ZM118 33H117V32ZM235 31V32H234ZM252 31H254L252 34H251V32ZM127 32H129V31H126V33ZM173 32H174V34H173ZM179 34L178 36L176 35L177 33ZM188 32V34H186ZM205 33V35H202L201 33ZM233 32V33H232ZM113 33H115L114 35H113ZM117 33V34H116ZM153 33V34H152ZM193 33V34H192ZM196 33H197V35H196ZM243 33V34H242ZM251 34V36H250V34ZM255 33V34H254ZM121 36H123V37H121ZM184 34V35H183ZM210 34H211V36H210ZM219 34V35H218ZM254 34V35H253ZM116 35H118V36H116ZM192 35V36H191ZM257 35V36H256ZM263 35V36H262ZM114 36V37H113ZM162 36V37H161ZM182 36V37H181ZM184 36V37H183ZM185 36L187 37L186 39H185ZM193 36V37H194ZM203 36V37H202ZM206 36V37H205ZM240 37V39H241V41H240V39H239V37ZM262 36V37H261ZM117 37V38H116ZM134 37V36H133ZM133 37L132 38H129V40H127V43H126V45H127V49H129L130 47V45L129 44H131V42H133L132 40H133ZM176 37H178L177 39H176ZM181 37V38H180ZM154 38V39H153ZM165 38V37H164ZM180 38V39H179ZM112 39H114V41L112 40ZM151 39H153V40H151ZM174 39V40H173ZM191 39V38H190ZM237 39H239V40H237ZM258 39V40H257ZM260 39V40H259ZM261 39H262V41H261ZM116 40V41H115ZM149 40V39H148ZM184 40V41H183ZM235 40V41H234ZM237 40V41H236ZM243 40V41H242ZM113 41V42H112ZM152 41H153V43H152ZM178 41H179V43H178ZM182 41H183V43H182ZM209 41V42H210ZM128 42H129V44H128ZM176 42V43H175ZM180 42L182 43V45H180ZM184 42H186V44H184ZM241 42H243V43H241ZM171 43V44H170ZM196 43H199V42H196ZM213 43V44H212ZM229 44L230 46H232L233 48H234V46H235V48L233 49L234 50V52H233V50H232V53H229L231 50V48L232 47H230V51L229 50H227V48L229 47H226V44ZM242 44L241 46H240V44ZM133 44V43H132ZM132 44H131V46H132ZM159 44H161L163 47L165 46H168V47H170L171 49H168V47L167 48H164L163 49V47H161V45H159ZM165 44H167V45H165ZM170 44V45H169ZM219 44H221V47H222V49H221V47H220V45ZM227 44V45H228ZM129 45V46H128ZM179 45V46H178ZM145 46V47H144ZM149 46H151V47H149ZM152 46H154V49L156 50L157 48H159V49H157V52L160 50V51H162L161 53H163L164 54V52L166 51V53L164 54V56H161L162 54L160 53V51L158 52V53H152L153 52V50L154 49H152L153 47ZM155 46H156V48H155ZM181 46V47H180ZM115 47H117V45H115ZM115 47H114V49H115ZM142 47H143V50H144V52H141V50H142ZM147 47V48H146ZM173 47V48H172ZM177 47H179V48H181L180 50H179V48H177ZM184 47H186V46H184ZM130 48V49H131ZM175 48V50H176V48H177V51H174L173 49ZM243 48V49H242ZM128 50V51H130V54L131 55H127V53H126V55L125 56H127L126 58H129L128 56H134V53H133V51L132 50ZM147 49H149V50H147ZM152 49V50H151ZM247 49V50H246ZM119 50V49H118ZM118 50H116V52L118 51ZM142 50V51H143ZM168 50V51H167ZM171 52H170V51ZM179 50V51H178ZM235 50H237V51H241L240 53L238 52V53H236V51ZM246 52H245V51ZM147 51H149L148 53H151V55L150 54H147ZM227 51H229L228 53H227ZM132 52V53H131ZM143 53V54H141V53ZM168 52V53H167ZM243 52V53H242ZM249 52V53H248ZM252 52V53H251ZM161 55H160V54ZM170 53V54H169ZM181 55H180V54ZM227 53V54H226ZM234 53H236L235 55H234ZM246 53H248V54H246ZM128 54H129V52H128ZM153 54H157L155 57L153 56ZM168 54V55H167ZM177 54H179V55H177ZM234 55V56H231V57H229L230 55ZM243 55V57L241 56V55ZM120 54H117V56H119ZM252 55V56H251ZM137 56V58H138V60H139V55H136ZM135 56V57H136ZM140 56L141 58L140 59H144L143 57H145V56ZM161 56V57H160ZM166 56V57H165ZM169 56H170V58H169ZM237 56V57H236ZM240 56V57H239ZM245 56V57H244ZM135 57H132V58H135ZM145 57V58H146ZM156 58V59H154V58ZM163 57V58H162ZM185 57V56H184ZM222 57H220V58H222ZM235 57V58H234ZM242 57V58H241ZM248 57V58H247ZM136 58V59H137ZM176 58V59H175ZM212 58H213V56H212ZM217 58H219V57H217ZM219 58V59H220ZM234 58V59H233ZM254 58V59H253ZM238 59V60H237ZM244 59V60H243ZM128 60V59H127ZM130 60L132 61H130L132 64V66L131 65H129L128 63H127V65L125 64L124 66H125V68L123 69L122 67H121V69H118V70H116V72L117 73H125L124 75H126L127 74V76H128V72H129V74H130V71H135L134 69H135V67H134V64H133V61L134 62H137V60L135 61V59H131L130 58ZM221 60V59H220ZM223 60V59H222ZM229 60H235L234 61V63L233 62H230ZM237 60V61H236ZM244 62H243V61ZM245 60H248V61H245ZM240 63H239V62ZM155 62H156V66H154L155 67V70L153 71V70H151V68L153 67L152 65V63H154V65H155ZM221 62V63H220ZM235 62H237V65L236 66H238L237 67V69H239V70H237L235 67H233L234 66V64H236ZM242 62V63H241ZM209 63V62H208ZM207 63V64H208ZM252 64V65H255L256 66V68H257V70H255L253 67H251L252 65H250V64ZM136 64V63H135ZM184 64V63H183ZM224 64L226 65L225 67H227L228 68V66L230 67V69L228 68V70L229 71H233V73L235 72V73H239V72H242V74L240 75V74H238V75H240L239 77H242L241 78V80H240V78L239 77H235L236 75H235V73L233 74L232 72H229L228 70H225L226 68L224 67ZM239 64V65H238ZM244 65L243 67H242V65ZM162 65V66H161ZM228 65V66H227ZM250 65V67H248ZM129 66H131L130 68H129ZM141 66V65H140ZM208 65L206 66V67H209ZM233 68H232V67ZM247 66V68H250V71L247 69H245L244 67H246ZM254 66V67H255ZM126 67H128V68H126ZM132 67H134L133 68V70H132ZM154 67H153V69H154ZM159 67V68H158ZM223 67V68H222ZM239 67H241V68H239ZM158 68V69H157ZM225 68V69H224ZM232 68V69H231ZM123 69V70H122ZM159 69H160V71H159ZM243 69H245V72L248 74V72H250L248 75H247V77H246V74L244 75V73H243ZM148 70V71H147ZM217 70V71H216ZM222 70H225L224 71V73H226V72H229V75H228V73H226V75L230 78L231 76H230V73H231V75H233L230 79L232 80V81H234V83L235 84H233L232 83V81L229 79V78H227L225 75H223L224 73H222V76H221V72H223ZM243 70V71H242ZM138 71V70H137ZM136 71V72H137ZM155 71H158V72H155ZM237 71V72H236ZM239 71V72H238ZM147 72L149 73V74H147ZM152 74H151V73ZM257 72L258 73H260L259 74V76H258V74H257ZM132 73V72H131ZM134 73L135 72H133V75L132 76H134ZM154 73V74H153ZM157 73L159 74V78H152V75H154L155 76V74L157 75ZM209 73V74H208ZM257 74V75H256ZM217 75H219V76H217ZM131 75H129V77H132ZM135 76H136V73H135ZM213 76H215V77H213ZM223 76H224V78H223ZM243 76H245V77H243ZM208 77V76H207ZM208 77V78H209ZM213 77V78H212ZM226 77V78H225ZM134 78V77H133ZM161 78V79H160ZM221 80V79H225V84H231L230 86L227 84V86H225V84H223V80H221V81H219V79ZM239 79V80H237L236 82H235V79ZM137 79H139V78H137ZM159 79V80H158ZM227 79H229V81H231V82H228V80ZM234 79V80H233ZM259 79H260V81H259ZM133 80H135L136 81V78L135 79H133ZM214 80V81H215ZM143 81H142V83H143ZM216 81H215V84H216ZM226 81H227V83H226ZM152 82V81H151ZM251 82V84H249ZM260 82H261V84H260ZM219 84V85H218ZM258 84H260V85H258ZM212 85H213V83H212ZM223 85V86H222ZM235 85V86H234ZM255 85V86H254ZM146 86V85H145ZM154 86V87H153ZM214 86V85H213ZM253 86V87H252ZM262 86H263V88H262ZM157 87V86H156ZM160 88V89H159ZM209 88V89H208ZM216 88V87H215ZM219 88H221V89H223V90H221L220 91V89ZM240 88V90L238 91V89ZM248 88H247V90H248ZM158 89H159V91H158ZM163 89V90H162ZM205 89V90H204ZM210 89H212V90H216L215 91V93H213V96H214V98L216 99L215 101H213L214 99H210V98H212V97H210L209 98V96H211L210 94H212L211 92H214V91H210ZM251 89V90H250ZM154 90V91H155ZM162 90V91H161ZM260 90H262V91H260ZM161 91V92H160ZM204 91V92H203ZM233 91H234V88H233V90L231 91L232 92V94H236L237 95V93H236V91H234V93H233ZM160 92V93H159ZM210 92V93H209ZM199 93H200V95H199ZM218 93V94H217ZM240 93V92H239ZM250 93V94H249ZM260 93V94H259ZM163 94V93H162ZM223 94V93H222ZM256 94V95H255ZM204 95H206L205 97V99H204ZM209 95V96H208ZM247 95H249V96H247ZM161 97H163L162 95H160ZM208 96V97H207ZM253 96V97H252ZM159 98L158 97V99H162V98ZM219 97V98H218ZM217 98H218V100L220 99V97L221 96H218ZM235 98H237V99H239L240 101V103L241 104H243V103H245V102H250V103H254V104H256L255 106H254V104L252 105V104H250V103H248V104H250V106L251 107H254V108H250V106H248V104H243L244 106H246L247 105V107H249L250 109H252V110H254V111H252L251 112V114H253V115H255L254 117H256V116H258V117H260L259 119H256V118H254L255 120H253L252 119V117H251V114H249L247 111V113H248V116H250V117H248V116H246V115H244L245 114V112H242V110L243 111H245V109H248L247 107H242L241 105H239V103L235 100ZM254 99L255 100H257V102L256 101H254ZM165 99H164V97H163V99L160 101V100H158V101H160V103L162 102V101H164ZM206 100V101H207ZM261 100H263V101H261ZM259 101H261V102H259ZM243 102V103H242ZM256 102V103H255ZM162 103H164V102H162ZM206 103H208V102H206ZM234 103H238V104H234ZM208 105H211L210 103L208 104ZM236 105V106H235ZM258 106V107H259ZM262 106V107H261ZM237 107V108H236ZM244 108V109H242V108ZM257 107V106H256ZM196 108H197V106H196ZM207 108V110H206V112H209V108H210V106L209 107H206ZM239 108H241L242 110H241V112L242 113H244V114H242V116H241V118H240V116L239 115H241V112L239 111L240 109ZM237 109H239V110H237ZM198 111V109H195L194 111L196 112V114H197V111ZM213 110V111H212ZM216 110V111H217ZM237 111V112H236ZM240 112V114H238L239 112ZM250 111V110H249ZM259 111V112H260ZM235 112V113H234ZM254 112V113H253ZM214 113H216V112H214ZM216 113V114H217ZM232 113H233V115L234 114H236L235 116H233L232 115ZM246 113V114H247ZM215 114V116H218V115H216ZM244 115V116H243ZM225 118L226 119H228L227 120V122H226V120H225ZM232 120H231V119ZM239 118L240 119H243V120H239ZM238 120V122L240 121V122H242V121H249L250 119H251V121H250V123L247 121V123H243V124H241V123H238L237 122V120ZM246 119V120H245ZM223 120V122H221ZM225 120V121H224ZM230 120L232 121V122H230ZM252 120L253 121H255L254 122V124L257 122V124H259V126L261 125V127H262V129L261 130H263V131H260V133H262L261 135H260V133H259V130H258V128L257 129H255L256 128V126L253 124V122H252ZM260 120V121H259ZM221 123H220V122ZM235 121L239 124H237V123H235ZM218 122H219V124H223L224 126H222V127H220L219 125H217L218 124ZM230 122V123H229ZM252 122V123H251ZM214 123H211V124H214ZM227 123V125L229 126V128L230 127H232L233 129H234V131L235 130H239L238 131V133L240 132L241 133V135L242 134H244L245 135V133H247V136H249V138L248 137H246V135H245V137L244 138H246V141H241L242 143H245V145L244 146H242L243 144L240 142V143H238V145H236L237 144V139L239 140L241 137H242V139L243 140H245L244 138H243V135L239 138L238 137V135L239 134H237V133H233L234 131H233V129L231 130V128L229 129V128H227V129H229V131L228 130H225L226 128H225V124ZM232 123H235L234 125H236L235 127H233L232 126ZM230 124V125H229ZM244 124H246V125H244ZM254 126H253V125ZM256 124V125H257ZM215 125H213L214 126V128H216L215 127ZM226 125V126H227ZM237 125L239 126V128L237 127ZM241 125V126H240ZM227 126V127H228ZM243 129H242V128ZM250 127H253L256 131H258V132H255L254 131V129H253V131H252V128L250 129ZM260 127V128H261ZM238 128V129H237ZM219 129V130H218ZM245 129V133L243 132V130ZM247 129V130H246ZM218 130V131H217ZM230 130H231V132L233 133H231L230 132ZM211 131H209V133L211 134ZM217 133H216V132ZM227 131V132H226ZM243 132V133H242ZM208 133V134H209ZM218 133H219V135L221 134V137H222V135H225V137L223 136V138H220L219 136H218ZM230 133V134H229ZM254 133H256V136L254 135ZM214 134L215 135H217L218 137H215L216 139H218L219 141H216V142H214L213 141V137L212 136H214ZM231 134H232V136L233 135H235L236 136V134H237V136L235 137V138H233L232 136H231ZM228 135V136H227ZM229 135L232 137V139L231 140H233V139H235V140H233L234 142H236V143H234V142H232L231 141V147H232V149H229V145H227V143L228 142H226V139H229L228 137H229ZM227 136V137H226ZM252 136H254L255 138H253L252 139ZM238 137V138H237ZM213 138V139H212ZM226 138V139H225ZM237 138V139H236ZM250 138H251V140L253 141H248V140H250ZM223 139V140H222ZM248 139V140H247ZM222 140V141H221ZM225 140V141H224ZM223 141H224V143H223ZM228 141V140H227ZM229 141H230V139H229ZM262 141V143L264 142V139L263 140H261ZM214 142V143H213ZM239 142V141H238ZM251 142H252V144H251ZM254 142L256 143L255 145H254ZM226 143V144H225ZM230 143V142H229ZM228 143V144H229ZM217 144H220V146L221 147H223L224 146V149L223 148H218L219 146L217 145ZM225 144V145H224ZM235 144V145H234ZM240 144H242L241 146L243 147V148H245L246 150H248V152H250V154H251V161H250V163L252 162H254V164H250V163H248V164H250V165H246V163H244V162H246V161H248V159H244V157H245V155H246V153L247 152H245V155H243V153L244 152H242V151H240L238 154V156H236L237 155V153L234 151V148L236 149V150H238L239 148V150H241V149H243V148H241V146H240ZM250 144V145H249ZM207 145V144H206ZM234 145V146H233ZM210 146V145H209ZM209 146H208V148H209ZM218 146V147H217ZM227 146H228V149L230 150H228L227 149ZM246 146V147H245ZM230 147V148H231ZM249 147V148H248ZM207 148V147H206ZM216 148H218L217 150L218 151H220V154H219V152H218V154L217 155H219V157L218 156H216V158L214 159V163L213 162H210L211 160H209V159H211L212 158V156L214 157L215 156V153H213L214 152V149H216ZM251 148V149H250ZM260 147H258V149H259ZM205 149V148H204ZM211 149L213 150V151H211ZM220 149H223V150H220ZM226 149V150H225ZM254 149V152H255V154H254V152L252 151ZM227 150H228V152H227ZM233 150V151H232ZM256 150V151H255ZM205 151V152H204ZM216 151V150H215ZM233 152V153H231V154H229L230 152ZM243 151H245V150H243ZM227 152V153H226ZM253 152V153H252ZM256 152H258L259 154H260V156H261V154H263L262 155V157H260ZM203 153L205 154V155H203ZM214 155H213V154ZM226 153V154H225ZM234 153H236V155H233ZM198 154V153H197ZM207 154V155H206ZM249 154V155H250ZM252 154H253V156H252ZM210 155V156H209ZM212 155V156H211ZM227 155V157H225ZM235 156V157H231V156ZM241 155H243L242 157H243V159H238V160H243L244 162H241V161H239V163L237 164V158H240L241 157ZM255 155V156H254ZM258 157H257V156ZM206 156V157H205ZM207 156H209V157H211V158H209V157H207ZM220 156H223V157H220ZM230 156V157H229ZM217 157H218V161H217ZM237 157V158H236ZM248 157V155H246V157L245 158H247ZM253 157H255V160H257L256 159V157L257 158H259L257 161L259 162H261V159L263 158V160H262V162L263 163H256V164H258V165H256L255 164V161L254 160H252V159H254ZM191 158V159H190ZM206 158H208V161H207V163L208 162H210V163H208V165H207V167L205 166L207 163L205 162V160H207ZM231 158V159H230ZM236 158V159H235ZM249 158V159H250ZM213 159V158H212ZM222 159H223V161L224 162H227L228 163V161H230L229 162V164L228 165H230V164H232V168H234V167H236L237 165H239V167H241L240 169H239V167L237 166V170H236V168H234V170H236V173H235V175L236 176H238V177H236V179L238 178H241L242 176L243 177H245V179L242 177V181L240 180V182L242 183V185H241V183L238 181V179L236 180L235 178H233V177H231L230 178V176L232 175V176H234V173H230V171L232 170V168H230L231 166H228L227 165V163H226V165L228 166L227 167V169L228 170H225V171H228L229 173H225L224 172V174H223V170H224V168L226 169V166L225 167H223V169H222V166H224V162H222ZM233 159H235L236 161H233ZM134 160V159H133ZM142 160H145V159H142ZM179 160V159H178ZM192 160V161H191ZM216 161H217V163H216ZM235 162H236V165H235ZM249 162V161H248ZM191 163V164H190ZM224 163V164H223ZM241 163L243 164V165H241ZM193 164H195V165H193ZM204 164V165H203ZM191 165L192 166H194L195 167V169L193 170V169H191ZM203 166V167H199V166ZM216 165L218 166V167H216ZM234 165V166H233ZM253 165V167H251ZM208 166H209V168H208ZM212 168H211V167ZM255 166V167H254ZM133 167H135V166H133ZM197 167H199L200 169L202 168V170H200V169H197ZM206 168V170L208 171V170H210V172L211 171H213L212 169H214L215 167V169H217L215 172L213 171V173L215 174L216 172V174H219V175H216L215 174V179H217V178H219L220 177V180L218 179V180H214L213 178L214 177H212L214 174L212 173L211 175H210V173H209V171H208V173H207V171L205 170V168ZM245 168V174L244 175H246V173H247V176H244L243 175V173H241V171L240 170H242V168ZM137 168V167H136ZM136 168H132V170L135 172V170H136V172L137 173H139V174H141L142 172H144V174L143 175H145V172H149V170H142V172H140V170H141V168H139V171H137V169ZM204 168V169H203ZM208 168V169H207ZM254 168H256V173H254V174H256L255 176H253V173H252V171H250V170H254ZM220 169V172L222 173H220V172H218V170ZM231 169V170H230ZM192 170H193V172L196 170L197 172H199V171H202L203 173H200L201 175L202 174H204V171L203 170H205V175L207 174L208 176H204V175H202V177H204V178H208L209 177V179L211 180H213V181H209L208 179V182H212V183H214V184H211V186L209 187V183L207 182L206 183V181L205 180H203L204 178H201V175L200 174H197V172L195 171V173L193 174V176L191 175V172H192ZM222 170V171H221ZM233 170V172H235ZM238 170L240 171V172H238ZM247 170H249V173L250 174H248V172H247ZM257 170H258V172H257ZM183 171V170H182ZM237 172L238 173H240L239 175L237 174ZM259 172H263V174L261 173H259ZM150 173V172H149ZM148 173V174H149ZM258 173V174H257ZM229 174V175H228ZM231 174V175H230ZM242 174V176L240 177V175ZM252 174V175H251ZM260 174V175H259ZM196 175H198L199 176V180L198 179H196L195 178V176ZM248 175L250 176H252L251 177V180H252V178L253 177H256L257 175L258 176H261V177H256V178H253L254 180H255V182L252 180V182L250 181V184H252V183H254L253 185H249V184H245L244 182L246 181H248V179L250 178V177H248ZM217 176H219V177H217ZM192 177V178H191ZM235 177V176H234ZM201 178V179H200ZM233 178V179H232ZM248 178V179H247ZM260 178V179H259ZM191 179H192V182H191ZM257 179V180H256ZM193 180H195V184L196 183H198L197 181H199V183H198V185L199 186H203L204 184L205 185H207V186H203V187H206V188H201V187H199V186H197V190L195 189V190H193V186L195 185V184H193ZM261 180V182H258V181H260ZM201 181H202V183H201ZM205 181V182H204ZM220 181V184L218 183ZM228 182L229 183V185H230V183L232 184V186L230 185V188H228L229 187V185H227L228 183H226V182ZM236 181H238V183L240 184H238V183H236ZM204 182V183H203ZM258 182V183H257ZM192 183V184H191ZM221 183H223V184H221ZM233 183L235 184H238V185H236L235 184V186L233 187ZM247 183H249V181L247 182ZM255 183H257V184H255ZM192 186H191V185ZM200 184H203V185H200ZM209 184V185H208ZM218 184V185H217ZM227 185V186H224V185ZM263 184V185H262ZM197 185V184H196ZM196 185L194 186L195 188H196ZM216 187V188H218V186L220 187V188H218V189H216V188H214V186ZM255 185V186H254ZM221 186H223V187H221ZM238 186V187H237ZM248 186V187H247ZM254 186V187H253ZM190 187H191V189H190ZM228 189H227V188ZM231 187H233V188H231ZM241 187V188H240ZM199 188H201V190H199ZM210 188V190H208ZM238 188V189H237ZM244 188V189H243ZM212 189V190H211ZM230 189V190H229ZM235 189H236V191H235ZM252 189V190H251ZM189 190H190V192L191 191H196L195 193H194V195H193V193H190L189 192ZM203 190L204 191H206L205 193L203 192ZM210 192H208V191ZM221 190V191H220ZM229 190V191H228ZM238 190V191H237ZM247 190H248V192H247ZM255 192H254V191ZM260 192H259V191ZM197 191H201V192H199L200 194H199V196H198V192ZM225 191V192H224ZM239 191H240V193H239ZM242 191V192H241ZM218 194H217V193ZM223 192V193H222ZM234 192V193H233ZM244 192V193H243ZM190 194V196H189V194ZM213 193V194H212ZM226 193V195H224ZM229 193H231V196H230V194ZM243 193V194H242ZM262 193V194H261ZM191 194L195 197H191ZM208 194H209V196H208ZM217 194V195H216ZM223 194V195H222ZM237 194V195H236ZM240 194V195H239ZM250 194V195H249ZM222 195V196H221ZM229 195V196H228ZM239 195V196H238ZM243 195H244V197H243ZM252 195H253V197H252ZM208 196V197H207ZM212 196V197H211ZM217 196V197H216ZM219 196H220V198H222V199H220L219 198ZM260 196V197H259ZM203 197V198H202ZM204 197L206 198V199H204ZM215 197V198H214ZM225 197H227V198H225ZM240 197V198H239ZM256 197V198H255ZM191 198H192V201H194L195 199L198 201H196L195 200V202H194V204H196L195 206H194V204L191 202V205L189 204V200H191ZM209 200H208V199ZM212 198V199H211ZM217 198H219V199H217ZM231 198H233V199H231ZM248 198H249V200H248ZM213 199H214V201H213ZM215 199H216V201H215ZM224 199V200H223ZM238 199H240V200H238ZM244 199H245V202H244ZM247 199V200H246ZM256 199V200H255ZM260 199V201L258 202V200ZM137 200V199H136ZM201 200V201H200ZM204 200H206V202H204ZM220 200H222L221 202H220ZM225 200H227L228 201V204H227V201L225 202ZM203 201V202H202ZM207 201H209V202H207ZM231 201V202H230ZM233 201L235 202V204H237L238 206H235V204H233ZM249 201V202H248ZM200 202V203H199ZM213 202H214V205L212 206V204H213ZM242 202V203H241ZM248 202V203H247ZM211 204V205H209V204ZM255 203V204H254ZM260 203V204H259ZM202 206H201V205ZM205 204L207 205V207L205 206ZM227 204V205H226ZM233 204V205H232ZM245 204H247V205H245ZM198 205V206H197ZM218 205V206H217ZM240 205V206H239ZM253 207H252V206ZM188 206V207H187ZM189 206H191V208H193L192 206H194V210L193 209H191V208H189ZM197 206V207H196ZM200 206V207H199ZM234 206V207H233ZM262 206V207H261ZM203 207H205V208H202ZM212 207H214V208H212ZM216 207H218V208H216ZM222 207V209H221V211H220V208ZM229 207V208H228ZM232 207V208H231ZM236 207H237V209H239L238 211H237V209H236ZM243 207V208H242ZM249 209H248V208ZM197 210H196V209ZM208 208V209H207ZM212 208V209H211ZM216 209V210H215ZM218 209V210H217ZM234 209V210H233ZM200 210V211H199ZM213 210V211H212ZM225 210V211H224ZM245 210V211H244ZM251 210V211H250ZM253 210V211H252ZM193 211V212H192ZM195 211H196V213L197 214H195ZM210 211V212H209ZM228 211V212H227ZM236 211V212H235ZM256 211V212H255ZM200 212V213H199ZM205 212V213H204ZM224 212V213H223ZM242 212V213H241ZM247 212H249V213H247ZM199 213V214H198ZM214 213V214H213ZM215 213H217V214H215ZM260 213V214H259ZM263 213V214H262ZM186 214H189V215H187V217H186ZM210 214H212V215H214V216H210ZM220 214V215H219ZM229 214V215H228ZM244 214V215H243ZM184 215V216H183ZM192 215V216H191ZM200 215H203V217H201ZM225 215H227V217L229 218V219H227V217L225 216ZM181 216H183L181 219L179 218V217H181ZM190 216V217H189ZM211 218H210V217ZM217 218H216V217ZM222 217V216H224L223 218H220V217ZM232 218H231V217ZM236 218H235V217ZM241 216V217H240ZM188 218L189 217V219H186V218ZM192 217V218H191ZM198 217V218H197ZM215 217V218H214ZM242 217H244V218H242ZM256 217V218H255ZM196 218V219H195ZM213 218V219H212ZM218 218H220V219H218ZM183 219H186V220H190L191 221V219H192V221L190 222V221H188V223H186V222H183ZM195 219V220H194ZM263 219V220H262ZM199 222H201V223H199L200 225L198 226L197 224V222L198 221ZM206 220V221H205ZM213 220H214V222H213ZM218 220H220V222L218 221ZM224 222H223V221ZM226 220H228V221H226ZM185 221V220H184ZM197 221V222H196ZM232 222V223H234L233 225H232V223H230V222ZM190 222V223H189ZM193 222H195L194 224H196V226L193 224ZM208 222V223H207ZM216 222V223H215ZM218 222H219V224H220V226H219V224H218ZM223 222V223H222ZM226 222V223H225ZM244 222V223H243ZM248 222V223H247ZM258 222V223H257ZM222 223V224H221ZM242 223V224H241ZM188 225V227L187 226H183V225ZM211 224V225H210ZM213 224H215V225H213ZM226 224V225H225ZM227 224H229V227H228V225ZM236 224V225H235ZM240 224H241V227L243 226V228H246V229H243V228H241L240 227ZM210 225V226H209ZM230 225H232L231 227H230ZM251 227H250V226ZM263 225V226H262ZM195 226V227H194ZM209 226V227H208ZM253 226V227H252ZM258 226H260L259 228H258ZM185 227H187L186 229H185ZM206 227H208V228H206ZM224 227H226V228H224ZM236 227V228H235ZM259 229L258 231H257V228ZM262 227V228H261ZM198 228V229H197ZM201 228V229H200ZM204 228V229H203ZM231 228V229H230ZM235 228V229H234ZM197 229V230H196ZM207 229V230H206ZM212 229V230H211ZM226 229V230H225ZM230 229V230H229ZM238 229V230H237ZM242 229V230H241ZM254 229V230H253ZM198 230H199V232H198ZM209 230V231H208ZM227 230H229V231H227ZM239 231L238 233H237V231ZM248 230V231H247ZM250 230V231H249ZM200 231H202V232H200ZM211 231H214V233H211ZM220 231H222V232H220ZM224 231V232H223ZM234 231V232H233ZM261 231H263V232H261ZM231 232H232V235H231ZM245 234H244V233ZM249 232H251V233H249ZM257 232V233H256ZM198 233V235H196ZM199 233H200V235H199ZM207 233H208V237H209V239H208V237H207ZM229 233V234H228ZM235 233V234H234ZM193 234H195V235H193ZM212 234V235H211ZM222 234V235H221ZM250 234V235H249ZM203 235V236H202ZM255 235H256V237H255ZM194 236V237H193ZM198 236V237H197ZM202 236V237H201ZM206 236V237H205ZM210 236H212V238L210 237ZM218 236V237H217ZM233 236V237H232ZM239 236V237H238ZM241 236V237H240ZM196 237H197V239L198 238H200V240L198 241L197 239H196ZM213 237H215V238H213ZM232 237V238H231ZM236 237V238H235ZM235 238V239H234ZM239 238V239H238ZM208 239V240H207ZM242 239V240H241ZM244 239V240H243ZM246 239V240H245ZM252 239V240H251ZM182 240V241H181ZM205 240V241H204ZM226 240H228V242L226 241ZM236 240V241H235ZM240 240V241H239ZM250 240V241H249ZM183 241H185V243L183 242ZM209 241V242H208ZM218 241V242H217ZM230 241V242H229ZM249 241V242H248ZM252 241V242H251ZM256 241H258V242H256ZM262 241V242H261ZM187 242V243H186ZM211 242V243H210ZM222 243V244H220V243ZM236 242H238V243H236ZM244 242H246V243H244ZM251 242V243H250ZM219 243V245H216V244H218ZM230 243V244H229ZM234 244L235 246L233 247V245L232 244ZM236 243V244H235ZM240 243H241V247H240ZM243 243V244H242ZM249 243H250V245H249ZM254 243V244H253ZM258 243V244H257ZM176 244V245H177ZM188 244V245H187ZM190 244V245H189ZM211 244L214 246V248H213V246H211ZM229 244V245H228ZM237 244H239V245H237ZM256 244H257V246H256ZM217 246V248H216V246ZM243 245H245V246H243ZM254 245V246H253ZM198 246V247H197ZM220 246H221V248L224 250L225 248H226V250L228 249V250H230L229 252H228V250L226 251V250H224L223 252H221V253H219L220 251H222V249L220 248ZM227 246H229L228 248H227ZM249 246V247H248ZM253 248H252V247ZM260 246V247H259ZM202 247V248H201ZM206 247V248H205ZM244 247V248H243ZM257 249V248H259V249H255V248ZM262 247V248H261ZM219 248H220V251H219ZM230 248V249H229ZM240 248V250H238V249ZM248 248V249H247ZM203 251H202V250ZM216 249H217V251H216ZM237 249V250H236ZM242 249H243V251L244 252H246V253H242ZM245 249H246V251H245ZM250 249V250H249ZM254 251H253V250ZM198 250V251H197ZM205 250V251H204ZM232 250V251H231ZM247 250H248V252H247ZM190 251H191V253H190ZM226 251V252H225ZM237 253H236V252ZM193 252V253H192ZM197 252V254H195ZM232 252H234V255L236 256V254H238V256H239V258H238V256H236V258H234L235 256L233 255V253ZM251 252V253H250ZM190 253V256L188 255ZM203 253V254H202ZM209 255H208V254ZM223 253H224V255H223ZM239 253H240V255H239ZM248 253V254H247ZM254 254V255H251V254ZM193 254L195 255L194 257H193ZM200 254V255H199ZM202 254V255H201ZM232 254V255H231ZM250 254V255H249ZM258 254V255H257ZM180 255V256H179ZM188 255V256H187ZM197 255H199V257L197 256ZM204 255V256H203ZM208 257H207V256ZM242 255V256H241ZM262 255V256H261ZM214 256V257H213ZM224 256L226 257V259L224 258ZM233 256V257H232ZM252 256H254V257H252ZM259 256H261V257H259ZM210 257V258H209ZM246 257V258H245ZM250 257H251V259H250ZM179 258H181V259H179ZM183 258V259H182ZM196 258V259H195ZM217 258H218V260H217ZM224 258V260H222V259ZM259 258H261V259H263V260H261V259H259ZM201 259H202V261H203V263H202V261H201ZM205 259V260H204ZM207 259V260H206ZM222 261H220V260ZM239 259V260H238ZM243 259V260H242ZM246 259L248 260H250V262H249V260L248 261H246ZM255 259H256V261H255ZM198 260V261H197ZM200 260V261H199ZM210 260H211V262H210ZM215 260V261H214ZM216 260H217V262H216ZM226 260V261H225ZM228 260H230L229 262H228ZM242 260V261H241ZM255 261V262H253V261ZM180 261H182V263H180ZM184 261V262H183ZM191 261V262H190ZM207 261H209V262H207ZM220 261V262H219ZM232 261V262H231ZM260 261V262H259ZM179 262V263H178ZM201 262V263H200ZM257 262V263H256Z\"/></svg>",
    "mask_w": 264,
    "mask_h": 264
}]
</instances>
